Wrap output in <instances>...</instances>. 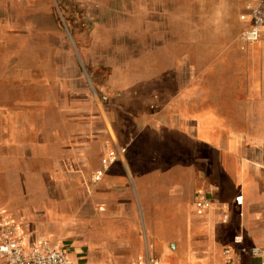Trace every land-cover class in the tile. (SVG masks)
<instances>
[{
    "label": "crops",
    "instance_id": "crops-1",
    "mask_svg": "<svg viewBox=\"0 0 264 264\" xmlns=\"http://www.w3.org/2000/svg\"><path fill=\"white\" fill-rule=\"evenodd\" d=\"M254 2L131 0L120 10L116 0H2L0 45L15 28L14 5L28 6L73 46L59 56L74 63L61 65L60 79L44 75L56 104L41 115L30 102L27 120L18 117L29 139L0 133V234L9 220L25 246L46 241L71 264H263L264 36L239 39ZM117 27L146 30L156 60L173 62L172 89L158 84L162 64L136 84L110 67L87 74L90 55L74 46L98 44L100 29L113 38ZM216 76L228 82L213 88L205 79ZM106 147L116 161L102 167ZM199 196L212 204L201 216Z\"/></svg>",
    "mask_w": 264,
    "mask_h": 264
},
{
    "label": "rangeland",
    "instance_id": "rangeland-1",
    "mask_svg": "<svg viewBox=\"0 0 264 264\" xmlns=\"http://www.w3.org/2000/svg\"><path fill=\"white\" fill-rule=\"evenodd\" d=\"M125 1L129 3L131 0H116V7L122 10L125 8ZM139 1L141 0H136L135 7L139 6ZM27 7L19 4L14 5L15 13L13 12V15L17 19L14 24L15 28L12 30L13 33L5 39L6 43L0 45V133L8 135L9 138L13 136V138L25 140L29 139L30 132L24 128V125H21L18 118L22 116L25 121L27 120L25 107L31 106L30 102L32 105L40 104L36 110L43 115L45 112L44 103L46 106L54 105L59 99L57 88L58 91L53 89L51 98H48L47 92L43 88L46 78L44 75L51 74L52 78L60 79L59 75L63 74L61 65L74 63L72 59L67 60V57L59 56L65 52H73V46L68 43L59 44L58 39L53 35L57 33L52 29L54 24L35 17L27 11ZM89 14L96 15L94 12ZM108 15L110 14L100 13L102 18H107ZM115 24L124 26L127 23L117 19ZM111 31L116 32L117 36L111 38L106 29H100L96 38L97 41H100L98 44L74 46L77 51H81L83 48L90 55L87 57V61H83L84 70L89 76V70L93 67H110L114 71H121L118 76L114 75L117 77L116 81L121 82L126 79V82L136 84L141 82L150 71L155 72L156 67L159 71L160 64H162L165 74L158 80V84L162 85L164 90L172 89V79L174 80V78L170 69L173 62L171 60H156L154 52L156 45L150 44V42L146 44L145 29L131 28L127 32L126 29L117 27ZM150 31L154 33L156 30ZM152 38H155V34ZM167 51L171 52L170 49ZM50 55H52L51 58ZM51 63L53 66L49 69ZM18 70L20 76L17 74ZM37 71L41 73H36ZM17 78L20 81L24 79V81L19 82ZM205 80L209 81L213 88H219L222 83L228 82L227 78L218 76L208 77ZM111 84H113V80H111ZM215 95L220 96L218 89L215 90Z\"/></svg>",
    "mask_w": 264,
    "mask_h": 264
},
{
    "label": "built area",
    "instance_id": "built-area-1",
    "mask_svg": "<svg viewBox=\"0 0 264 264\" xmlns=\"http://www.w3.org/2000/svg\"><path fill=\"white\" fill-rule=\"evenodd\" d=\"M241 19L247 20V28L239 35L240 41L246 44L256 43L264 36V0H255L252 4L246 5V13ZM116 161L115 151L106 147V153L101 158V166L107 167ZM102 173H97L95 180H99ZM236 204L240 205L241 197L235 198ZM211 202L204 197H196L194 202L195 213L198 216L205 214L211 209ZM241 236L233 240L235 245H240ZM241 254L257 256L261 253L258 249L240 250ZM229 254L226 250L224 255ZM154 259L137 257L132 264H151ZM0 264H71L66 257L64 250L58 246H51L46 241L34 245L25 246L22 243L18 227L7 220L1 225L0 234ZM264 264V263H263Z\"/></svg>",
    "mask_w": 264,
    "mask_h": 264
}]
</instances>
